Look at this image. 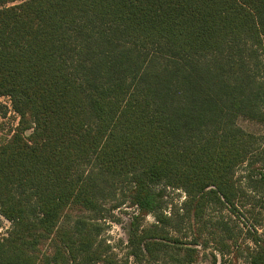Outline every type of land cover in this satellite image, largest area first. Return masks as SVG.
I'll use <instances>...</instances> for the list:
<instances>
[{"label": "trees", "instance_id": "trees-1", "mask_svg": "<svg viewBox=\"0 0 264 264\" xmlns=\"http://www.w3.org/2000/svg\"><path fill=\"white\" fill-rule=\"evenodd\" d=\"M4 97L19 124L0 143V264H197L155 187L183 189L196 220L236 209L257 143L237 118L264 122V0H0ZM125 181L123 262L100 220ZM249 239L248 264H264V234ZM221 251L212 264H237Z\"/></svg>", "mask_w": 264, "mask_h": 264}, {"label": "rangeland", "instance_id": "rangeland-1", "mask_svg": "<svg viewBox=\"0 0 264 264\" xmlns=\"http://www.w3.org/2000/svg\"><path fill=\"white\" fill-rule=\"evenodd\" d=\"M236 123L244 131L253 134L257 143L254 148L256 163L252 168L248 166L249 164L242 165L234 174L236 187L239 188L235 210L212 204L207 208L204 217L196 220L187 216L186 211L183 210V205L188 199L183 189L167 187L163 183L155 187L162 199L160 212L165 217L173 218L167 230L173 238L180 240V244L177 245L194 241L199 243L195 245L200 249V259L197 264H212L215 257L220 262L221 250L224 249L225 252H229L226 258L232 259L235 256L234 260L237 264H248L246 248L254 246L249 239V232L256 228L260 234H264V199H261L259 193H256L251 186L253 185L251 176L258 178L259 171L264 170V122L239 116ZM18 124L19 116L12 109L11 101L9 98H1L0 143L10 138ZM130 185L127 181L120 183L115 193L104 201L103 210L107 218L100 220L102 238L123 262L129 252L127 244L131 222L137 213V209L127 200ZM115 204H120V207L112 209ZM155 222L156 218L149 215L143 223L147 226ZM10 227L11 223L0 215V236L6 235ZM129 259L131 262L132 259Z\"/></svg>", "mask_w": 264, "mask_h": 264}]
</instances>
